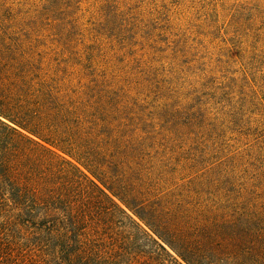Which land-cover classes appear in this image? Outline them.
<instances>
[{"label":"rangeland","instance_id":"rangeland-1","mask_svg":"<svg viewBox=\"0 0 264 264\" xmlns=\"http://www.w3.org/2000/svg\"><path fill=\"white\" fill-rule=\"evenodd\" d=\"M7 3L19 26L17 77L0 75L11 114L51 129L73 114L128 118L166 158L168 186L193 197L209 179L264 182V0Z\"/></svg>","mask_w":264,"mask_h":264},{"label":"trees","instance_id":"trees-1","mask_svg":"<svg viewBox=\"0 0 264 264\" xmlns=\"http://www.w3.org/2000/svg\"><path fill=\"white\" fill-rule=\"evenodd\" d=\"M14 12L0 0L5 84L18 73ZM10 107L0 90V264H264V182L209 179L193 197L168 186L166 158L128 118L73 114L51 129Z\"/></svg>","mask_w":264,"mask_h":264}]
</instances>
